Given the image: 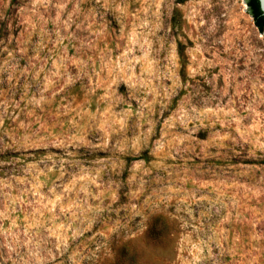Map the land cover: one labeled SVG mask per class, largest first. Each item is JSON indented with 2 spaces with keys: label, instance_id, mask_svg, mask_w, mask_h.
Wrapping results in <instances>:
<instances>
[{
  "label": "rangeland",
  "instance_id": "rangeland-1",
  "mask_svg": "<svg viewBox=\"0 0 264 264\" xmlns=\"http://www.w3.org/2000/svg\"><path fill=\"white\" fill-rule=\"evenodd\" d=\"M0 264H264L245 0H0Z\"/></svg>",
  "mask_w": 264,
  "mask_h": 264
},
{
  "label": "trees",
  "instance_id": "trees-1",
  "mask_svg": "<svg viewBox=\"0 0 264 264\" xmlns=\"http://www.w3.org/2000/svg\"><path fill=\"white\" fill-rule=\"evenodd\" d=\"M187 1L188 0H177V3L183 4ZM245 3L247 5V13L253 19L254 26L257 28L259 32H264V14H262L260 11L258 0H245ZM137 159L147 162L148 155L147 153H144ZM133 161H135V159L129 158L127 160V164H130Z\"/></svg>",
  "mask_w": 264,
  "mask_h": 264
},
{
  "label": "water",
  "instance_id": "water-1",
  "mask_svg": "<svg viewBox=\"0 0 264 264\" xmlns=\"http://www.w3.org/2000/svg\"><path fill=\"white\" fill-rule=\"evenodd\" d=\"M259 8L262 14H264V0H258Z\"/></svg>",
  "mask_w": 264,
  "mask_h": 264
}]
</instances>
